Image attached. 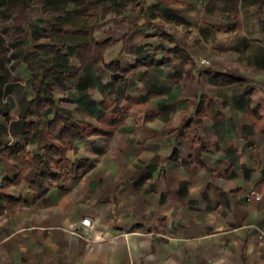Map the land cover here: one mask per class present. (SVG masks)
Returning <instances> with one entry per match:
<instances>
[{"label":"crops","instance_id":"0c3cea01","mask_svg":"<svg viewBox=\"0 0 264 264\" xmlns=\"http://www.w3.org/2000/svg\"><path fill=\"white\" fill-rule=\"evenodd\" d=\"M112 1L124 7L0 4V151L23 147L0 153V264H264V0ZM37 44L55 49L53 99L26 117L34 94L22 60ZM116 95L123 124L61 148L63 177L44 198L24 181L2 187L59 147L45 132L56 111L99 128L101 103ZM198 108L197 131L178 136Z\"/></svg>","mask_w":264,"mask_h":264},{"label":"trees","instance_id":"16d2710c","mask_svg":"<svg viewBox=\"0 0 264 264\" xmlns=\"http://www.w3.org/2000/svg\"><path fill=\"white\" fill-rule=\"evenodd\" d=\"M5 1H13L25 9H28L33 5V0H0V4ZM138 1V5H140L141 0ZM108 2L116 8L124 7L112 0H108ZM112 6L109 10H113ZM80 15H83V13H79L78 10L75 9L74 16L77 17ZM76 34L88 35L89 33L86 31H80ZM161 35L164 36L168 42H174V39L170 35L166 33H162ZM107 44H109V42H105L103 47ZM91 48L92 46L89 44L84 48L78 49L77 59L81 65H84L91 59ZM172 50L180 55L182 54L181 50L177 46ZM54 53L55 49L53 46L48 44H37L33 47L30 53H27L23 57L22 61L31 75V90L34 94L33 99L28 103L25 112L26 117L38 116L40 107L53 99V88L49 81L55 75L52 65ZM85 54H87V57L83 60L82 58ZM105 69L113 77H115V75L120 71L119 64L116 61L105 65ZM123 79L124 74L120 77L114 78L112 82L113 86H117L123 81ZM128 103L129 102H127V104ZM100 108L104 114L98 119L99 128L72 121L56 111L53 118L48 122L45 132L52 141L59 144V147L50 145L45 148L44 157L40 155L29 157L28 160L22 164V168L18 176L12 182L4 180L2 182V187L7 188L10 186H17L24 181L28 184L29 189L35 193L34 200L44 198L48 194L52 184L59 182L63 177V173L58 167L61 148L75 151L74 143L76 141L86 140L91 136L109 137L112 135L115 127L123 124L125 108L123 99L120 96L116 95L112 100H104L101 103ZM205 115L206 112L203 109L198 108L193 118H190L189 120H182L180 122L179 126L176 128L177 135L182 136L183 133L192 125H194L195 131H197V128L201 125ZM152 117L153 116L145 117V120H149ZM25 128L29 132H35V134H39L40 132L39 128L33 123L26 124ZM195 137L197 138V136ZM22 149V145H17L15 148H6L0 151V153L13 155ZM66 170L67 174L70 175H73L76 171L74 166L69 163H67ZM7 201L16 200L8 199ZM0 209H3L2 206H0Z\"/></svg>","mask_w":264,"mask_h":264},{"label":"built area","instance_id":"2783aa9c","mask_svg":"<svg viewBox=\"0 0 264 264\" xmlns=\"http://www.w3.org/2000/svg\"><path fill=\"white\" fill-rule=\"evenodd\" d=\"M256 200H258L257 197H254ZM81 226L84 228H90L91 226V221L89 218H85L83 220H81ZM264 236V231L263 230H258V238L261 239Z\"/></svg>","mask_w":264,"mask_h":264},{"label":"rangeland","instance_id":"374dc122","mask_svg":"<svg viewBox=\"0 0 264 264\" xmlns=\"http://www.w3.org/2000/svg\"><path fill=\"white\" fill-rule=\"evenodd\" d=\"M164 1V3L166 4V5H173V4H175V0H163ZM256 26H258V25H256L255 23H253L252 25H245V26H241V29H239V31L241 32V31H243L244 32V30H245V27H248L249 29L251 28V29H253V30H257V28H256ZM171 28L172 29H174V27L173 26H171Z\"/></svg>","mask_w":264,"mask_h":264}]
</instances>
